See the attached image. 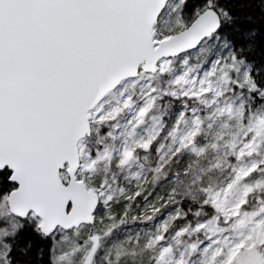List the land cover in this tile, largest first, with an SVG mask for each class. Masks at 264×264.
Masks as SVG:
<instances>
[{"label": "snow or ice", "instance_id": "6c2138e0", "mask_svg": "<svg viewBox=\"0 0 264 264\" xmlns=\"http://www.w3.org/2000/svg\"><path fill=\"white\" fill-rule=\"evenodd\" d=\"M145 256L264 264V0H0V264Z\"/></svg>", "mask_w": 264, "mask_h": 264}, {"label": "rangeland", "instance_id": "374dc122", "mask_svg": "<svg viewBox=\"0 0 264 264\" xmlns=\"http://www.w3.org/2000/svg\"><path fill=\"white\" fill-rule=\"evenodd\" d=\"M139 227H140V225L130 223L128 225V228L126 229V231L129 232V233H132V232H134ZM122 235H123V233L121 234V236ZM144 264H148L147 256L144 257Z\"/></svg>", "mask_w": 264, "mask_h": 264}, {"label": "trees", "instance_id": "16d2710c", "mask_svg": "<svg viewBox=\"0 0 264 264\" xmlns=\"http://www.w3.org/2000/svg\"><path fill=\"white\" fill-rule=\"evenodd\" d=\"M247 11H249V9L245 8V9H244V12H247ZM235 14H236V15H241L242 13H239V12H238V13H235ZM255 15L258 16L259 13L257 12ZM241 27H243V25H241ZM33 239L36 240L37 246H39V244L42 243V241H40L38 237H33ZM24 243H26V241H24ZM33 251H35V249H33Z\"/></svg>", "mask_w": 264, "mask_h": 264}]
</instances>
